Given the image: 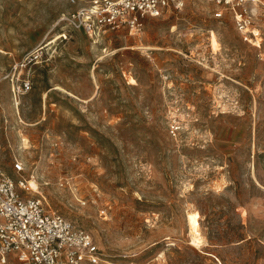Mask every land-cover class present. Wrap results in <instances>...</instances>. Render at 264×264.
I'll return each instance as SVG.
<instances>
[{
  "label": "rangeland",
  "instance_id": "1",
  "mask_svg": "<svg viewBox=\"0 0 264 264\" xmlns=\"http://www.w3.org/2000/svg\"><path fill=\"white\" fill-rule=\"evenodd\" d=\"M71 1L0 0V165L111 264H264L256 49L208 0L96 40L60 23Z\"/></svg>",
  "mask_w": 264,
  "mask_h": 264
},
{
  "label": "built area",
  "instance_id": "2",
  "mask_svg": "<svg viewBox=\"0 0 264 264\" xmlns=\"http://www.w3.org/2000/svg\"><path fill=\"white\" fill-rule=\"evenodd\" d=\"M213 17L233 25L264 61V0H208ZM187 0H72L74 9L60 23L70 31L84 32L96 40L108 32H142L144 19L159 18L169 11L181 12ZM66 35V34H65ZM29 82L18 88L30 90ZM19 92H15L17 96ZM1 123V113H0ZM0 126V134H1ZM1 148V143H0ZM14 180L0 165V264H111L93 236L53 211L42 192L32 196L25 167L16 161Z\"/></svg>",
  "mask_w": 264,
  "mask_h": 264
},
{
  "label": "bare ground",
  "instance_id": "3",
  "mask_svg": "<svg viewBox=\"0 0 264 264\" xmlns=\"http://www.w3.org/2000/svg\"><path fill=\"white\" fill-rule=\"evenodd\" d=\"M55 40H52L49 44L54 43ZM31 184H34V180L32 179L29 181L30 188H31ZM35 192H38V191H35ZM200 216L201 215H199L198 212H194V213L190 212L188 213L187 218H188V224L190 227L191 244L201 249L202 246L204 245L205 240H203L202 234L200 232V222H199Z\"/></svg>",
  "mask_w": 264,
  "mask_h": 264
}]
</instances>
